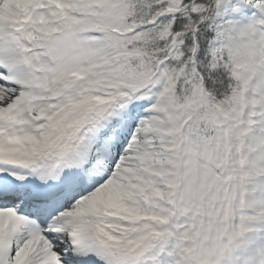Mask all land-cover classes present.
Wrapping results in <instances>:
<instances>
[{
    "label": "snow or ice",
    "instance_id": "obj_1",
    "mask_svg": "<svg viewBox=\"0 0 264 264\" xmlns=\"http://www.w3.org/2000/svg\"><path fill=\"white\" fill-rule=\"evenodd\" d=\"M0 264H264V0H0Z\"/></svg>",
    "mask_w": 264,
    "mask_h": 264
}]
</instances>
